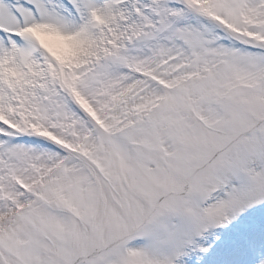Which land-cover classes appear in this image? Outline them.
Here are the masks:
<instances>
[{"label":"snow or ice","instance_id":"obj_1","mask_svg":"<svg viewBox=\"0 0 264 264\" xmlns=\"http://www.w3.org/2000/svg\"><path fill=\"white\" fill-rule=\"evenodd\" d=\"M0 264H264V0H0Z\"/></svg>","mask_w":264,"mask_h":264}]
</instances>
